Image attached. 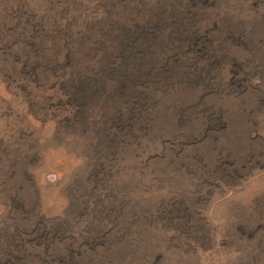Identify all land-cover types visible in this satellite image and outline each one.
Returning <instances> with one entry per match:
<instances>
[{
    "label": "rangeland",
    "instance_id": "1",
    "mask_svg": "<svg viewBox=\"0 0 264 264\" xmlns=\"http://www.w3.org/2000/svg\"><path fill=\"white\" fill-rule=\"evenodd\" d=\"M0 264H264V0H0Z\"/></svg>",
    "mask_w": 264,
    "mask_h": 264
}]
</instances>
